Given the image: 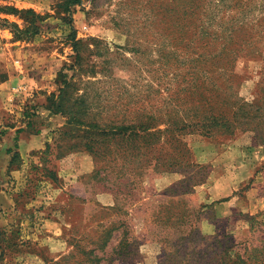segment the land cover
<instances>
[{"label":"rangeland","instance_id":"rangeland-1","mask_svg":"<svg viewBox=\"0 0 264 264\" xmlns=\"http://www.w3.org/2000/svg\"><path fill=\"white\" fill-rule=\"evenodd\" d=\"M65 1L0 0V264H264V0H178L193 10L177 18L179 49L260 48L234 69L245 103L240 127L218 140L185 137L206 177L184 197L194 215L184 235L173 222L181 201H157L178 174L148 170L134 203L118 212L110 193L91 195L95 166L83 128L64 135L66 117L48 110L62 75L93 83L92 114L112 100L113 79L149 83L155 45L169 50L173 38L167 14L158 16L159 33L148 23L165 0H80L64 13ZM25 10L39 27L18 13ZM72 41L83 73L72 69Z\"/></svg>","mask_w":264,"mask_h":264},{"label":"trees","instance_id":"trees-1","mask_svg":"<svg viewBox=\"0 0 264 264\" xmlns=\"http://www.w3.org/2000/svg\"><path fill=\"white\" fill-rule=\"evenodd\" d=\"M79 2L66 0L62 10L69 13ZM164 2L165 11L158 14L151 11L148 23L159 33L161 19L158 16L167 14L171 29L164 32L169 31L173 38L168 43L169 50L164 45H155L156 59H152L146 69L149 83L122 85L120 80L113 79L111 86L115 93L112 100L107 105H98L97 113L92 114L94 101L90 92L93 83L76 81V77L67 80V75H62L59 94L48 110L66 117L64 135L74 131L75 127L83 128L84 148L92 156L95 166L89 177L91 195L110 193L115 202L112 209L118 212L125 205L134 203L148 170L178 174V182L167 188L165 196L157 201L163 200L166 204L173 203L168 199L181 201L178 205H183L182 209L173 222L178 232L184 235L185 226L192 223L194 216L192 210L186 208L184 197L206 177L203 166L193 161L185 137L199 134L218 140L232 136L240 127L236 114L245 103L239 96L242 79L234 69L239 58L255 57L260 48L247 49L250 43L207 46L198 42L195 47H183L182 51L178 47L179 36L183 37L185 29L177 18L182 14L192 17L193 10L185 11L178 0ZM18 13L24 17L31 14V22L40 26L42 20L30 10ZM234 29L224 28L230 31V39L237 33L232 31ZM16 39L20 38L16 36ZM72 42L75 52L72 69H76L75 73H83L78 53L80 42ZM184 48H188L186 52ZM181 53L189 58L182 59ZM75 65L78 68H74ZM79 105L80 108L76 109ZM16 156L14 153L10 162ZM101 241L106 243L107 240L103 238Z\"/></svg>","mask_w":264,"mask_h":264}]
</instances>
